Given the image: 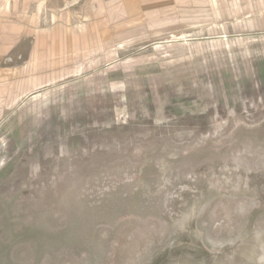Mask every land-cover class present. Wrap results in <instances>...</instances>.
Returning <instances> with one entry per match:
<instances>
[{"label": "rangeland", "instance_id": "1", "mask_svg": "<svg viewBox=\"0 0 264 264\" xmlns=\"http://www.w3.org/2000/svg\"><path fill=\"white\" fill-rule=\"evenodd\" d=\"M1 69L0 264H264V0H0Z\"/></svg>", "mask_w": 264, "mask_h": 264}, {"label": "crops", "instance_id": "2", "mask_svg": "<svg viewBox=\"0 0 264 264\" xmlns=\"http://www.w3.org/2000/svg\"><path fill=\"white\" fill-rule=\"evenodd\" d=\"M4 72L5 71H3V69H1V71H0V75H1V77H3V75H4ZM7 72V71H6ZM0 92H4V90L2 89V87L0 88ZM3 94H1L0 95V109H2L3 107H4V105H3V96H2ZM1 111V110H0Z\"/></svg>", "mask_w": 264, "mask_h": 264}]
</instances>
